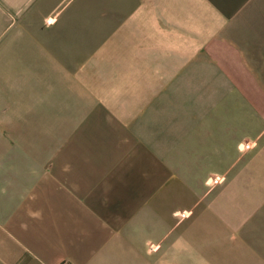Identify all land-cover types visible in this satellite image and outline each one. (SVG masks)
I'll list each match as a JSON object with an SVG mask.
<instances>
[{"label": "crops", "instance_id": "1", "mask_svg": "<svg viewBox=\"0 0 264 264\" xmlns=\"http://www.w3.org/2000/svg\"><path fill=\"white\" fill-rule=\"evenodd\" d=\"M263 169L264 0H0V264H264Z\"/></svg>", "mask_w": 264, "mask_h": 264}, {"label": "rangeland", "instance_id": "2", "mask_svg": "<svg viewBox=\"0 0 264 264\" xmlns=\"http://www.w3.org/2000/svg\"><path fill=\"white\" fill-rule=\"evenodd\" d=\"M262 184L261 185H248L247 200L245 201L246 216L238 217L231 215L232 224H245L252 227H260V233L256 234L261 236L264 240V169L262 170ZM235 186H232L234 192ZM257 199H255V198ZM240 202H232V208L238 209ZM244 212V208L241 209Z\"/></svg>", "mask_w": 264, "mask_h": 264}]
</instances>
